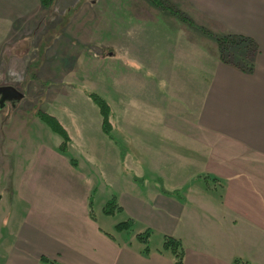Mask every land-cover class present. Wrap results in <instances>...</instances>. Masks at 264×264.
I'll list each match as a JSON object with an SVG mask.
<instances>
[{"label": "crops", "instance_id": "crops-1", "mask_svg": "<svg viewBox=\"0 0 264 264\" xmlns=\"http://www.w3.org/2000/svg\"><path fill=\"white\" fill-rule=\"evenodd\" d=\"M28 2L0 0V11L7 8L11 20H23L27 14L16 9ZM32 2L35 10L40 7L39 0ZM182 2L197 11L204 25L252 39L258 46L254 67L246 72L206 55L204 64L192 69L185 59L175 60L174 52L180 51L167 37L158 41L172 44L164 55L171 61L157 67L143 60L155 57L154 47L148 54L141 47L143 40L136 44L142 59L135 58L141 66L134 67L138 107L131 120L135 148L144 162L135 167L140 174L134 177L139 179L129 176L133 186H128V193L113 195L134 224L141 219L179 238L183 264H235L236 259L264 264V0ZM186 57H191L190 50ZM170 89L179 96L169 97ZM0 150L3 159L14 152ZM156 154L168 160L151 157ZM33 155L24 173L27 184L15 187L17 199L0 197V264H174L168 253L157 251L161 245L144 255L141 243L133 246V240H119L98 224L89 212L95 189L89 175L57 145H41V155ZM163 165L182 171L172 186L155 174ZM8 166L15 168L11 159ZM120 168L115 169L117 181ZM15 171L20 174L18 167ZM110 176L109 169L105 180L112 181ZM137 184L148 189L146 194L136 191Z\"/></svg>", "mask_w": 264, "mask_h": 264}, {"label": "rangeland", "instance_id": "rangeland-1", "mask_svg": "<svg viewBox=\"0 0 264 264\" xmlns=\"http://www.w3.org/2000/svg\"><path fill=\"white\" fill-rule=\"evenodd\" d=\"M28 1L21 9H16L27 14L23 20H11L7 8L0 11V84L15 87L24 97L20 102L12 103L15 105L9 102L0 105V149L14 150L12 154L5 153L4 159L0 156V197L17 199V185L22 189L27 184L24 173L31 166L33 154L41 155V145L64 147L74 166L85 170L91 188H95L91 209L98 224L119 240H133L135 246L139 243L135 234L143 232L150 224L137 219L131 230L117 233L112 225L128 218V214L119 212L109 216L101 211V207L111 196L128 193V186H133L129 184V176L140 174L135 167L138 162H144L143 155L135 148V129L131 120L138 107L134 67L141 66L137 60L142 59L136 44L143 40L141 47L149 51L148 54V48L154 47L155 57L143 56V60L159 67L171 61L164 55L169 53L167 49L172 44L164 39L158 41L167 37L173 43V49L180 51L174 52L175 60L185 59L192 69H196L206 55L221 61L216 37L226 33L210 24L204 25L197 11L190 10L182 0H161L163 8L148 0H47L45 6L40 4L36 10L32 0ZM151 35L154 38L148 40ZM182 50L186 51L184 56ZM188 50L191 51L190 58L186 57ZM91 93L108 105V134ZM146 93L151 99L152 96ZM177 93L170 89L168 96H179ZM167 100L168 105L176 109L172 100ZM185 100L189 99L185 97ZM37 112L57 119L66 132L64 146L63 138L42 122ZM5 132L9 133L2 139ZM112 144L118 146V150ZM151 157H158L163 162L168 160L165 155ZM10 159L14 169H9ZM17 160L23 165L18 166ZM116 168H120L122 175L119 181ZM166 168L155 174L165 179L164 185L167 182L172 186L182 171ZM109 169L111 176L108 178L112 181L104 178ZM139 186L136 185V191L140 189L141 194H146L148 189ZM108 222L111 225L106 226ZM150 226L152 234L148 244L154 249L161 245L167 234Z\"/></svg>", "mask_w": 264, "mask_h": 264}, {"label": "trees", "instance_id": "trees-1", "mask_svg": "<svg viewBox=\"0 0 264 264\" xmlns=\"http://www.w3.org/2000/svg\"><path fill=\"white\" fill-rule=\"evenodd\" d=\"M152 4L163 8L161 0H148ZM40 4L45 6L47 0H39ZM191 24V23H189ZM199 30L203 32V29L197 26ZM217 46H218V55L223 63L230 64L235 68H238L242 71L251 72L254 67V57L258 52L257 44L250 39L249 37L243 35H236L232 33H226L221 36L216 37ZM231 46H234L230 49ZM94 103L98 107L100 114L103 119L105 133L108 134V117H109V108L106 102L100 98L98 95L91 93ZM37 117L44 122L52 131L59 134L63 138V146L66 141V132L63 127L59 124L57 119L47 113H36ZM62 146V147H63ZM64 152V147L60 148ZM74 163L73 160H71ZM201 177V176H198ZM214 179V178H213ZM165 193H172L178 195V190L168 191L163 190ZM91 204V201L89 202ZM102 211L104 214L113 215L122 211V207L116 200L115 196L110 197L103 205ZM90 215L93 216V211L91 206H89ZM134 225V220L130 217L126 218L123 221H119L115 224V230L118 232L129 231ZM152 234L151 229L146 228L143 232L135 234V238L139 243L142 244L141 253L148 255L150 253L149 239ZM110 235V234H109ZM161 254L168 253L173 260L174 264H183L184 259V246L182 241L179 238H176L171 235H164L161 246L157 249ZM42 262H49L45 257H41ZM235 264H246L239 259L235 260Z\"/></svg>", "mask_w": 264, "mask_h": 264}, {"label": "water", "instance_id": "water-1", "mask_svg": "<svg viewBox=\"0 0 264 264\" xmlns=\"http://www.w3.org/2000/svg\"><path fill=\"white\" fill-rule=\"evenodd\" d=\"M0 91L8 92V98L15 99L16 101L20 100L23 97V94L20 93L15 87L13 86H0Z\"/></svg>", "mask_w": 264, "mask_h": 264}, {"label": "flooded vegetation", "instance_id": "flooded-vegetation-1", "mask_svg": "<svg viewBox=\"0 0 264 264\" xmlns=\"http://www.w3.org/2000/svg\"><path fill=\"white\" fill-rule=\"evenodd\" d=\"M8 92H3V91H0V103L1 104H4V102L5 103H10V104H12V103H14L15 102V99H10V98H8V94H7Z\"/></svg>", "mask_w": 264, "mask_h": 264}]
</instances>
